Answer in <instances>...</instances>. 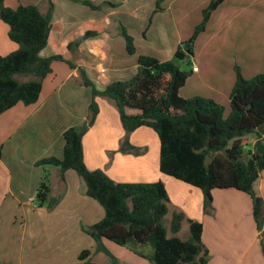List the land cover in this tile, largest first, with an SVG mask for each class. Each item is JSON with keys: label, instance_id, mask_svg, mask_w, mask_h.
<instances>
[{"label": "crops", "instance_id": "obj_1", "mask_svg": "<svg viewBox=\"0 0 264 264\" xmlns=\"http://www.w3.org/2000/svg\"><path fill=\"white\" fill-rule=\"evenodd\" d=\"M89 1L96 6L105 2L117 6L92 10L73 0H55L48 45L40 56L59 55L74 66L55 61L52 74L43 83L39 101L30 106L20 103L0 116V142L3 134L8 138L0 159V197L2 191L5 195L0 198V264L8 262L11 250L14 251L11 259H15L16 264H82L78 257L83 250H88L89 244L82 226L100 222L105 216L104 209L86 196L85 183L75 171L62 174L53 168L50 170L52 195L60 197V202L53 210L37 209L33 205L34 197L44 170L40 167L34 169L32 165L48 157L63 158L65 131L86 122L92 93L90 88L82 85L81 69L98 90H104L115 81L132 79L137 74L138 58L142 55L161 62L172 61L178 48H183L192 36V29L185 35L180 30L182 24L188 27L184 14L196 12L195 23L198 19L200 22L207 6L206 1H194L191 11H183L176 9L178 0H166L162 4L163 10L154 13L157 0ZM5 5L12 9L20 5H36L42 13L48 10L47 0H5ZM214 23L215 26L216 23L223 25L226 34L242 32L243 28H254L257 33L258 29H264V0H224L212 13L207 25ZM121 26L135 40V55L126 50L125 39L120 35ZM156 29L161 32L159 39H156ZM249 30V35L238 38L239 42L251 43V50L264 57V47L260 48L258 42L253 46ZM89 31L97 32V35L70 50L69 45L80 41ZM8 32V25L0 19L1 56L19 49V45L9 39ZM169 33L173 38L169 39ZM220 60H227V65L222 68L206 66L202 75L198 67L194 72L198 76L193 79L202 80L198 89L206 88V94L198 93L197 96L213 99L227 110L236 81L235 68L238 67L246 79V71L253 69L251 65L242 67L239 64L235 49L220 53ZM261 73L264 68L250 76ZM195 86L198 87V83ZM97 101L99 115L83 138L84 161L90 171L100 170L116 183L162 182L168 194L166 217L170 215L171 220L174 212L185 214L181 229L188 232L185 239L189 238V220L203 223V242L212 257L213 252L219 256L217 262L213 259L209 264H264V229L263 232L257 231L249 195L234 189L214 190L212 214H205L204 196L199 189L160 173V143L155 141L150 128H140L129 134L128 142L134 149L132 153H123L120 145L126 132L118 108L106 98ZM250 134L255 138L250 140L247 136L246 144L252 149L258 136ZM35 170L32 180L21 178L24 173ZM254 190L264 199V171L254 184ZM244 225L249 235L243 231ZM91 241L95 243L93 239ZM247 242L251 244L244 246ZM95 247L90 248L94 250ZM100 254L103 253H98V257ZM124 264L152 263L142 258H130Z\"/></svg>", "mask_w": 264, "mask_h": 264}, {"label": "trees", "instance_id": "obj_2", "mask_svg": "<svg viewBox=\"0 0 264 264\" xmlns=\"http://www.w3.org/2000/svg\"><path fill=\"white\" fill-rule=\"evenodd\" d=\"M73 1L92 10L117 6L110 2L96 6L89 0ZM165 1H156L154 13L163 10ZM223 1H211L203 11L202 23L186 42L185 51L181 46L176 51V59L183 61L187 56H193L196 40ZM54 2L47 0L48 10L42 13L36 5L12 9L5 5V0H0V19L9 27V39L19 45L17 51L0 55V116L20 103L36 104L55 61L74 66L59 55L40 56L48 45ZM96 35L97 32H87L80 41L69 45L70 50ZM120 35L125 39L128 54L135 55V40L123 26ZM235 70L230 113L225 117V107L213 99L180 96L191 73L182 71L173 61L161 62L142 55L138 58L137 74L132 79L115 81L104 90H98L81 69L82 85L90 88L92 93L88 118L82 126L65 131L63 158L48 157L36 162L37 167H44L35 196L38 207L53 210L60 202V197L52 195L48 168H58L62 174L73 170L84 181L86 196L97 201L105 211L100 222L82 227L95 241L96 253L112 256L104 245L109 241L135 249L150 246L153 253L148 259L153 264L209 263L210 253L202 242V222L189 220V238L181 239L178 234L186 217L182 212H174L170 222L173 237H168L163 222L169 212L168 194L162 182L116 183L104 172L90 171L86 166L83 138L99 115L98 98H106L118 108L126 132L121 149L124 153H132L134 149L128 142L129 134L144 127L152 129L160 143V173L199 189L204 196L206 214H212L214 190L234 189L249 195L257 229L263 232L264 199L255 192L254 184L264 171V73L245 79L238 67ZM18 75H24L28 80L18 81ZM250 133H256L258 138L254 147L247 150L246 137ZM1 156L2 148L0 159ZM94 253L83 250L79 261L94 264ZM112 259L115 261L113 256Z\"/></svg>", "mask_w": 264, "mask_h": 264}, {"label": "rangeland", "instance_id": "obj_3", "mask_svg": "<svg viewBox=\"0 0 264 264\" xmlns=\"http://www.w3.org/2000/svg\"><path fill=\"white\" fill-rule=\"evenodd\" d=\"M194 1H196V3L198 1H202V3H204V1H206V4H207L206 8H207L210 5L212 0H178V2H177L178 6H176V9H182L183 11H186V10L191 11V9L194 7V4H195ZM230 1H232V0H230ZM228 4H233V3H229V1H228ZM185 15H186V22L188 23V27H184V25L183 24L181 25V23H180V25H181L180 30L185 35V34L189 33L188 31H190V29H192L190 34L193 35L195 28L202 23L203 15H202V19L200 22H199V19L197 18L198 20L196 23L194 20V19H196V16H195L196 12H194V13H189V12L187 13L186 12L184 14V17H185ZM200 15H199V17H200ZM178 16H179V13H178ZM187 16H188V18H187ZM197 16H198V14H197ZM194 25H196V26H194ZM223 29H224L223 25H219L218 23H216V26H215V23L211 24V25L210 24L207 25L206 32L201 34V36L198 37V39L196 40L197 42H195V44H194V54H193V56H191L190 63H188L189 60L188 61H185V60L181 61V60L176 59L175 57L173 58L172 61L174 63H176L182 71H186V72L191 73L189 81L187 82L186 86L181 90V95L183 97H186L184 99L195 98V97H197V95H199L198 93L206 94V88L200 87V89H198L200 83H202L201 82L202 80L196 79L197 81L196 80L194 81L193 77L196 75L198 76V74L193 72V68L196 66H197V68L199 67L202 71L200 75H202V74H205V72H206V66L207 67L219 66L220 68L224 67V65H227V60L218 61V59H219L220 53L225 54V52L228 49H235L236 50L237 57L239 59L238 60L239 64L242 67H245V66L249 67L250 65L252 66L253 70L251 72L246 71V75H248V79L253 78V76H250V75H253L252 73H254L255 71H259V69L264 68V57H263V55L261 53H257L256 51H252L251 50V48H252L251 43L244 45V44L240 43L238 40V38H242L243 36L249 35L248 34L249 29L248 28L247 29L243 28L244 31H242V32L236 33L235 31H232L228 34L223 33ZM250 29L251 30H249V31H251V34H252L253 46L258 42V45L260 46V48L264 47V29H262V28L258 29L257 33L254 32V28H250ZM256 34H257V37H256ZM160 35H161L160 29H156V39H159ZM171 38H173V36L171 37V34L169 33V39H171ZM231 40H233V41L230 42ZM185 44H186V42L183 44L184 45L183 46L184 51L186 49ZM254 57H257V59H255ZM220 62L221 63L223 62L224 64H220ZM24 78H25L24 75L16 76V79L18 81H22ZM197 83H198V87L195 86V84H197ZM229 113H230V108L225 111V117H227L229 115ZM149 131L152 132V134L155 138V141L159 143L157 134L151 129H149ZM248 136H249L250 140H253L255 138V135H253V134H249ZM7 139L8 138L6 137V135L3 134L2 140L0 142V148H2V150L4 149L3 145L7 144ZM122 143H123V140H122L121 144ZM120 146H121L120 147V151H121L122 145H120ZM250 147H251L250 145L246 146V148L248 150L250 149ZM126 154H129V153H126ZM27 165H29V163ZM32 168L35 169V168H39V167H37L36 165H34V166L32 165ZM40 168H44V167H40ZM48 169L52 170L50 168H48ZM53 169H58V168H53ZM36 170H39V169H36ZM36 170L31 171V172L29 171L28 174L24 173L23 176H21V178L28 179L29 181L32 180V178H34L33 176H34V174H35L34 172H36ZM15 178H16V176H15ZM4 196H5L4 191H2L1 197L4 198ZM35 196H36V194H35ZM33 205H35V207L37 209H39L36 201H34ZM207 215H210V214L208 213ZM170 218H171L170 215L168 217H165L163 222H164V225L166 226V228L168 230V237H173V233L170 230V222H171ZM243 221H245L246 224L248 225L246 218H244ZM249 228H250V225H249ZM242 229H243V231H245V234L249 235V232L247 230L246 225H244V227ZM257 231H258V229H257ZM187 235H188V232H186L185 230H183V231L181 230V232L179 233V236H181L183 239H185V237H187ZM88 238L89 239H87V240H88L89 244H88V248H86V249L92 250L93 248H90V247L91 246L95 247V243H93L91 241L89 236H88ZM202 240H203V237H202ZM203 244L205 246L206 243L203 242ZM250 244H251L250 242H247V243H245L244 246H248ZM262 244H264V242H262ZM104 245L109 250L111 255L115 258V261L112 259V256H108L105 253L100 254V256L98 257V253H96V247H95L94 250H92V251L97 254L94 256V262L96 264H107V263L108 264H124V262H127L128 259H130V258H134L135 260H139L142 258L144 260H147L149 263H151L148 259L149 256L153 253L150 246H138L135 249V248H132L129 246H126V247L118 246V245H116L112 242H109V241H105ZM10 252H8V256H9L8 259L9 260H8V262L4 261V264H16L15 259H13V260L11 259V254L14 253V251L11 250ZM209 253H210L209 262L212 261L213 259H214V262H217L218 257H219L217 252H213V257L211 255V252H209ZM139 254H141V255H139ZM142 255H144V256H142Z\"/></svg>", "mask_w": 264, "mask_h": 264}, {"label": "built area", "instance_id": "obj_4", "mask_svg": "<svg viewBox=\"0 0 264 264\" xmlns=\"http://www.w3.org/2000/svg\"><path fill=\"white\" fill-rule=\"evenodd\" d=\"M198 71V68L197 67H194L193 68V72H197Z\"/></svg>", "mask_w": 264, "mask_h": 264}, {"label": "water", "instance_id": "obj_5", "mask_svg": "<svg viewBox=\"0 0 264 264\" xmlns=\"http://www.w3.org/2000/svg\"><path fill=\"white\" fill-rule=\"evenodd\" d=\"M188 59H189V56H187V57L185 58V61H188Z\"/></svg>", "mask_w": 264, "mask_h": 264}]
</instances>
